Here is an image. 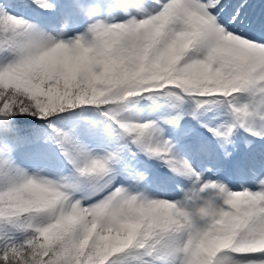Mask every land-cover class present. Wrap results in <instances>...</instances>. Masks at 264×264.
Segmentation results:
<instances>
[{
	"label": "snow or ice",
	"instance_id": "obj_1",
	"mask_svg": "<svg viewBox=\"0 0 264 264\" xmlns=\"http://www.w3.org/2000/svg\"><path fill=\"white\" fill-rule=\"evenodd\" d=\"M148 8L0 0V264H264V3Z\"/></svg>",
	"mask_w": 264,
	"mask_h": 264
},
{
	"label": "rangeland",
	"instance_id": "obj_2",
	"mask_svg": "<svg viewBox=\"0 0 264 264\" xmlns=\"http://www.w3.org/2000/svg\"><path fill=\"white\" fill-rule=\"evenodd\" d=\"M18 2H20V0H18ZM259 3H264V0H259ZM258 8H259V4H257L256 5V9L258 10ZM16 11H21V12H23V11H25L23 8H17L16 9ZM149 164H150V166L151 167H158L157 166V164H156V162L155 161H151V162H149ZM233 182H235L237 185H235V186H239V180H233Z\"/></svg>",
	"mask_w": 264,
	"mask_h": 264
},
{
	"label": "clouds",
	"instance_id": "obj_3",
	"mask_svg": "<svg viewBox=\"0 0 264 264\" xmlns=\"http://www.w3.org/2000/svg\"><path fill=\"white\" fill-rule=\"evenodd\" d=\"M142 2H143L144 5H145V9H144V11H148V10H149L148 5L151 4V0H142Z\"/></svg>",
	"mask_w": 264,
	"mask_h": 264
},
{
	"label": "bare ground",
	"instance_id": "obj_4",
	"mask_svg": "<svg viewBox=\"0 0 264 264\" xmlns=\"http://www.w3.org/2000/svg\"><path fill=\"white\" fill-rule=\"evenodd\" d=\"M154 168H157V167H154ZM159 170L162 171V172H166L167 171V169H159ZM234 185H236V184H234Z\"/></svg>",
	"mask_w": 264,
	"mask_h": 264
}]
</instances>
